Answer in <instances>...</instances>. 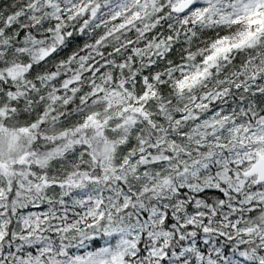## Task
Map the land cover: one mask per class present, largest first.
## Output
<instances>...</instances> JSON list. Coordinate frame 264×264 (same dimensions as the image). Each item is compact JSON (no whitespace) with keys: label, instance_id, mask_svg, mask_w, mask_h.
<instances>
[{"label":"snow or ice","instance_id":"1","mask_svg":"<svg viewBox=\"0 0 264 264\" xmlns=\"http://www.w3.org/2000/svg\"><path fill=\"white\" fill-rule=\"evenodd\" d=\"M0 264H264V0H0Z\"/></svg>","mask_w":264,"mask_h":264}]
</instances>
